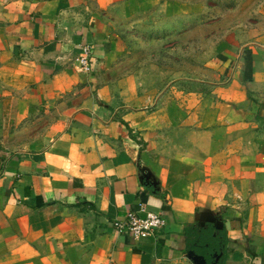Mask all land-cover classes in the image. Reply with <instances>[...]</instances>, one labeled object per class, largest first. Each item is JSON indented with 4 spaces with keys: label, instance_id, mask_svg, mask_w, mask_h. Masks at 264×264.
<instances>
[{
    "label": "crops",
    "instance_id": "0c3cea01",
    "mask_svg": "<svg viewBox=\"0 0 264 264\" xmlns=\"http://www.w3.org/2000/svg\"><path fill=\"white\" fill-rule=\"evenodd\" d=\"M198 7L0 0V264H264V33L199 91H148L117 64L120 18ZM145 211L167 227L114 230ZM187 226L224 232L220 254L189 248Z\"/></svg>",
    "mask_w": 264,
    "mask_h": 264
},
{
    "label": "rangeland",
    "instance_id": "374dc122",
    "mask_svg": "<svg viewBox=\"0 0 264 264\" xmlns=\"http://www.w3.org/2000/svg\"><path fill=\"white\" fill-rule=\"evenodd\" d=\"M195 1L196 13L173 19L120 18L115 29L124 47L119 69L135 75L148 91L174 86L199 91L223 78L230 83L225 72L237 67L230 62L239 61L256 33H264V0Z\"/></svg>",
    "mask_w": 264,
    "mask_h": 264
},
{
    "label": "built area",
    "instance_id": "2783aa9c",
    "mask_svg": "<svg viewBox=\"0 0 264 264\" xmlns=\"http://www.w3.org/2000/svg\"><path fill=\"white\" fill-rule=\"evenodd\" d=\"M89 52V48H84L77 59L79 67L85 72L92 70ZM167 225L168 221L162 214L145 211L142 215L130 212L124 221L116 220L113 228L119 234H128L135 241H143L163 231Z\"/></svg>",
    "mask_w": 264,
    "mask_h": 264
},
{
    "label": "trees",
    "instance_id": "16d2710c",
    "mask_svg": "<svg viewBox=\"0 0 264 264\" xmlns=\"http://www.w3.org/2000/svg\"><path fill=\"white\" fill-rule=\"evenodd\" d=\"M216 233V236H214ZM224 232H215L214 229H199L197 227L187 226L185 228V235L187 237L188 247L196 250V252L200 254L207 255L206 246H210L212 251H210V255H214L215 253H219V249L221 248L220 240L222 238ZM201 247H205L206 251H200ZM208 256V255H207Z\"/></svg>",
    "mask_w": 264,
    "mask_h": 264
},
{
    "label": "water",
    "instance_id": "95a60500",
    "mask_svg": "<svg viewBox=\"0 0 264 264\" xmlns=\"http://www.w3.org/2000/svg\"><path fill=\"white\" fill-rule=\"evenodd\" d=\"M149 181V178L146 177ZM189 256L193 259L195 264H207V259L203 255L196 254L195 251H190Z\"/></svg>",
    "mask_w": 264,
    "mask_h": 264
}]
</instances>
